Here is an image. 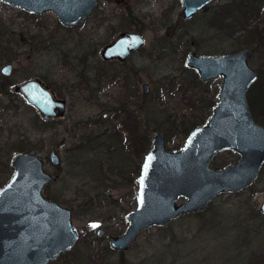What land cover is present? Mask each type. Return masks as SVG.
Masks as SVG:
<instances>
[{
  "label": "rangeland",
  "instance_id": "1",
  "mask_svg": "<svg viewBox=\"0 0 264 264\" xmlns=\"http://www.w3.org/2000/svg\"><path fill=\"white\" fill-rule=\"evenodd\" d=\"M181 21L180 0H99L90 16L70 28L61 26L51 12L29 14L0 2V31H4L0 38V67L11 64L8 76L0 73V80H10L12 90L14 84L37 77L56 97L66 100L63 116L44 125L37 111L20 95L12 92L13 96L8 97L0 93V186L12 174L9 162L13 152L36 153L45 172L52 175L43 195L70 211L78 234L74 248L81 251L92 246L93 253L101 258L95 264H264V215L258 210L264 201V164L248 188L252 206L260 214L258 218L241 220L222 212L216 217L207 213L189 222L190 227L200 229L198 233L195 229H168L169 221L141 230L123 252L108 246L107 236L123 233L124 217L135 207L142 157L129 145L123 117H113L114 113L124 105L149 131L150 148L153 134L159 132L163 138L165 133L174 136L170 141L164 138L167 150L179 149L186 137L180 132L179 122L196 114L203 118L200 125L205 123L216 101L221 77L202 82L208 90L202 95L206 107L197 100L196 93L183 96L175 93V87L170 88L175 93L172 96H159L164 92L158 88L159 83L164 78L187 76L190 68L184 60L189 51L206 55L240 49L229 47L230 40L224 42L223 46H228L225 51L196 49L194 40L175 39L176 32L188 28ZM121 31L140 32L144 46L123 63L104 62L99 53L102 45ZM248 63L257 72L259 82L247 89V101L259 93L263 81L259 76L264 70V48L254 52L252 58L248 56ZM99 65L101 70H119L125 76L115 81L101 80L98 87L82 91L80 96L71 91L73 85L85 88L88 79L96 80ZM142 83L148 88L145 94ZM90 87L94 88V83ZM250 112L254 121L264 127L257 120L259 113ZM157 124L159 131L154 130ZM101 133L98 140H93ZM89 138L93 139L88 143ZM50 150L58 157L56 165L50 163ZM237 159L234 151L219 152L210 166L222 168ZM239 192L218 194L214 201L232 209L244 195ZM180 201L182 198L177 199ZM98 230L103 235H97ZM257 234L256 239L247 242ZM71 251L47 264H82L78 261L82 255Z\"/></svg>",
  "mask_w": 264,
  "mask_h": 264
},
{
  "label": "water",
  "instance_id": "2",
  "mask_svg": "<svg viewBox=\"0 0 264 264\" xmlns=\"http://www.w3.org/2000/svg\"><path fill=\"white\" fill-rule=\"evenodd\" d=\"M212 0H180L181 18L190 20ZM29 14L51 12L57 22L73 27L90 16L99 0H0ZM140 32L121 31L100 49L103 61H123L144 46ZM247 47L221 54L187 52L184 65L201 82L220 76L216 101L203 125L190 130L177 150H167L159 132L142 155L136 178L135 207L126 213L120 235H108L109 248L127 250L139 232L163 226L177 217L203 210L218 194L236 192L251 185L264 164V127L252 118L246 91L258 77L248 63ZM11 64L0 67L8 76ZM147 85L142 83L145 94ZM12 91L32 106L44 121L62 117L66 100L56 97L39 78L14 84ZM105 114H103L104 116ZM234 151L238 159L212 168L216 153ZM51 164L58 157L50 150ZM12 174L0 186V264H47L71 251L78 234L70 211L45 198L43 188L52 175L33 152L15 151L10 158ZM178 198L182 201L177 202ZM264 215V201L258 207ZM97 235H103L102 230ZM125 264V263H121Z\"/></svg>",
  "mask_w": 264,
  "mask_h": 264
},
{
  "label": "trees",
  "instance_id": "3",
  "mask_svg": "<svg viewBox=\"0 0 264 264\" xmlns=\"http://www.w3.org/2000/svg\"><path fill=\"white\" fill-rule=\"evenodd\" d=\"M186 24L188 28H184L182 31L176 32L175 39L188 38L194 40V46L196 49H211L213 52L225 51L226 47L223 46L225 41L230 40L229 47L231 48H241L247 47L250 50L249 58H252L254 52L258 49L264 48V0H220L214 4H207L201 8L190 20L181 21ZM4 32V31H3ZM0 31V38L3 34ZM1 46V43H0ZM164 49V46L160 47ZM156 50V49H155ZM155 52V51H153ZM160 57V56H159ZM106 64V63H104ZM98 78L96 80L88 79L86 82L85 88H79L77 85H73L72 90L77 96H80L82 91L90 92L91 90L98 87V84L102 81H115L124 77L123 73L119 70H110V69H100L98 66ZM187 76L175 78H164L163 81L159 83V87H162L163 93L159 96L168 94L172 96L175 93L181 95H186L187 93H196L198 95V101L202 102L204 107L207 106V103L202 100V95L205 94L208 90L204 88V84L197 79L194 70L187 69ZM91 74L89 71L87 72ZM259 79L261 84L259 85V93H257L252 98H249L247 103L252 111H257L259 113L258 122L264 125V70L261 72ZM95 81V82H94ZM256 82V81H255ZM259 80L255 83V86L258 85ZM94 83V88L90 87V84ZM47 86L48 84L45 83ZM168 85V88H163V86ZM12 83L6 78L0 80V93L3 96L11 97L13 96V91L11 90ZM100 85V84H99ZM202 86L203 88H201ZM175 87V93L172 94L170 88ZM166 89V91H165ZM81 90V91H80ZM155 90V89H154ZM158 93V92H157ZM166 93V94H165ZM213 105V103H212ZM198 110H201L200 108ZM196 115V114H195ZM193 115V116H195ZM121 116L123 117L122 124L126 128L128 133L129 145L132 149L140 155H143L150 149L149 143V131L140 125V123L135 120V116L130 113V111L123 105L118 112H115L113 117ZM191 117L190 120H182L180 124V132L183 136H187L191 129L203 123V118L199 115ZM49 120L42 121V124H46ZM155 131L161 130L159 125L154 126ZM102 135L98 134L95 139L89 138L90 140H98ZM164 138L167 141L173 140L174 136L164 134ZM77 147H79L77 145ZM177 148V147H176ZM175 148V149H176ZM243 188L240 190V194L244 192V195L239 200V203L233 206L232 209L220 205L216 200L211 201L203 210L193 213L184 214L174 220H171V224L168 225V229L175 227V229L189 230L195 229L198 233L199 228H192L189 226V222L197 220L198 218L206 215H214L215 217L219 212L224 213L225 215H230L234 217H240V219L245 220L248 216L253 217L254 219L259 217V213L254 209L250 198L252 192L249 191V187ZM227 195H232L233 193H226ZM243 215V217H241ZM174 221L178 222L177 225L173 226ZM160 228V227H158ZM174 229V228H173ZM241 231V229H238ZM237 231V239L239 233ZM258 236H252L248 238L247 242L256 239ZM258 240H254L257 242ZM106 251H109V248L104 246ZM81 254L82 257L78 260L82 264H95L100 261L101 258L98 257L97 253H93V248L88 247L84 250H79L78 247H75L70 253ZM67 253L61 255L65 256ZM71 264V263H70ZM74 264V263H72Z\"/></svg>",
  "mask_w": 264,
  "mask_h": 264
},
{
  "label": "flooded vegetation",
  "instance_id": "4",
  "mask_svg": "<svg viewBox=\"0 0 264 264\" xmlns=\"http://www.w3.org/2000/svg\"><path fill=\"white\" fill-rule=\"evenodd\" d=\"M143 36V35H142ZM144 38V37H143ZM110 42V41H109ZM144 42H145V39H144ZM108 43V42H107ZM106 44V43H105ZM145 44V43H144ZM104 45V44H103ZM102 45V46H103ZM140 50V49H139ZM136 53V52H135ZM134 54V53H133ZM132 55V54H131ZM131 55H129V56H127L123 61H118V60H115V59H112V60H108V61H104V62H118V63H123L128 57H130ZM196 73V72H195ZM198 78V77H197ZM41 80V79H40ZM199 80V79H198ZM42 81V80H41ZM200 81V80H199ZM201 82V81H200ZM44 83V82H43ZM45 84V83H44ZM46 85V84H45ZM14 86V85H13ZM12 86V87H13ZM49 88V87H48ZM65 106H66V104H65Z\"/></svg>",
  "mask_w": 264,
  "mask_h": 264
},
{
  "label": "snow or ice",
  "instance_id": "5",
  "mask_svg": "<svg viewBox=\"0 0 264 264\" xmlns=\"http://www.w3.org/2000/svg\"><path fill=\"white\" fill-rule=\"evenodd\" d=\"M91 227L95 228V227H97V225L96 224H92Z\"/></svg>",
  "mask_w": 264,
  "mask_h": 264
}]
</instances>
